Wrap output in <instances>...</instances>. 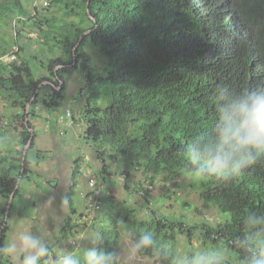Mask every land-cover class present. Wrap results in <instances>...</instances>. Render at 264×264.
<instances>
[{
  "label": "trees",
  "instance_id": "obj_1",
  "mask_svg": "<svg viewBox=\"0 0 264 264\" xmlns=\"http://www.w3.org/2000/svg\"><path fill=\"white\" fill-rule=\"evenodd\" d=\"M48 3L44 10L53 9L61 18L32 15L21 0H0V28L13 23L15 32L14 37H6L0 31V98L15 110L12 129L16 132V147L0 152V249L7 240V219L17 211L18 199L22 198L19 183L31 172L27 155H23L33 135L29 132L33 131L30 117L36 114L38 104L47 109L59 106L64 87L59 91L54 87L63 83L65 74L79 68L84 79L81 122L86 143L100 160L106 153L115 156L149 183L157 177L172 182L189 174L184 150L209 139L218 115L216 108L228 98L220 88L226 86L229 94L264 88V0ZM32 8L41 9L35 4ZM26 28L35 35L34 41H41L36 44V55L29 57L47 73L40 78L34 76L31 62L19 57L26 52L24 40L30 42L24 35ZM13 44L15 59L5 63L1 58ZM86 44L101 58L99 70L84 53ZM70 65V69L65 68ZM58 66L61 68L55 70ZM197 183L202 205L214 208L220 217L213 227L202 224L204 250L219 247L225 264H239V258L247 255L245 243L254 245L259 238H249L256 225L247 223L248 215L264 218V161L229 181ZM136 189L150 205L149 191ZM69 204L74 214V206ZM124 209L119 219L112 218L110 229L99 232L105 237L102 247L117 251L121 222L131 242L144 230L154 233L159 247L138 256L176 264L173 245L179 235L190 237L191 231L180 228L187 223L152 208L146 217L138 216V211L127 204ZM68 220L71 216L61 228L63 237L73 228ZM192 242L190 239V246ZM160 248L164 257L158 255ZM192 250L189 247L187 253H194ZM0 264H13L3 251Z\"/></svg>",
  "mask_w": 264,
  "mask_h": 264
},
{
  "label": "rangeland",
  "instance_id": "obj_2",
  "mask_svg": "<svg viewBox=\"0 0 264 264\" xmlns=\"http://www.w3.org/2000/svg\"><path fill=\"white\" fill-rule=\"evenodd\" d=\"M21 3L32 15L40 13L43 16L61 18V13L53 9L44 10L49 6L48 0H45L47 6L43 4L39 10L32 8L34 4L38 5L39 0H21ZM0 31L6 37H14L15 34L13 23L1 27ZM24 35L30 42L24 40L26 52H21L19 57L31 62L35 77L47 75L39 62H33V59L29 58L31 55H36L38 48L36 44L41 41H34L35 35L30 33V29L26 28ZM15 51L16 47L13 44L8 48V54L1 60L5 63L13 61L11 58ZM83 51L88 56L90 64L99 70L102 60L97 52L88 44L83 46ZM46 55L50 57L48 53ZM40 58L45 62L43 57ZM71 66L65 68L70 69ZM56 68L55 70H58L61 67ZM83 84L81 71L79 68L74 69L70 74H65L62 84L54 87L57 91L64 87L63 98L58 107L47 109L41 104L36 105L41 115V118L37 117L35 126V134L39 137L37 141H33V147L25 151L31 172L29 171L27 178L20 182L22 205L18 209L21 217L14 221L15 213H11L6 222L8 229H12L7 236L11 239L10 244L16 243L19 246L23 234L37 235L46 242L49 249L48 255L42 257V264H53L61 251L80 253L91 247L94 234L110 229L112 218L117 216L119 219L127 204L131 209L137 210V215L140 217H146L149 213L148 208H152L163 215H173L187 223L185 225L182 223L180 228L191 231L190 237L186 234L179 235L173 245L176 264L182 256L188 254L189 247L193 248L194 253L204 250L200 239V232L204 230L202 224L213 227L219 222L220 217L214 208L205 207L200 202L198 180L188 174L172 182L157 177L149 183L139 171H129L123 161L115 156L109 157L106 153L102 157L103 160H100L98 154L84 140L85 125L81 122V113L85 107V97L81 92ZM14 115L15 110L0 98V132L6 134L9 131L11 138H16V132L12 129ZM32 120L33 118L30 117L31 125ZM3 140L7 141L4 137ZM45 179L54 181L55 185L48 190L49 193H46L39 212L33 214L26 202L30 196L40 194V190L31 183H42ZM89 180L95 182L93 188L88 187ZM137 187L149 191L150 205L143 200L142 192H139ZM43 189L47 190V187ZM27 191L30 193L27 194ZM91 195L94 197L92 198ZM69 201L74 206V214L70 212ZM2 206L3 202L0 200V208ZM68 216H71V220H68L69 226L73 225V228L68 236L63 237L61 228ZM119 231L121 241L117 251L121 256V264H160L155 259L140 256L129 261L127 252L131 241L121 222H119ZM190 239L193 240L192 246L189 245ZM7 247L4 245L3 249ZM3 253L13 264H19L22 258L15 252L3 251Z\"/></svg>",
  "mask_w": 264,
  "mask_h": 264
},
{
  "label": "clouds",
  "instance_id": "obj_3",
  "mask_svg": "<svg viewBox=\"0 0 264 264\" xmlns=\"http://www.w3.org/2000/svg\"><path fill=\"white\" fill-rule=\"evenodd\" d=\"M220 91L228 98L216 108L218 115L209 139L194 142L184 150L185 169L197 180L229 181L264 161V88L229 94L224 86ZM262 220L264 218L248 215L247 223L256 225L249 238H259L254 245L240 241L245 243L247 255L239 258V264H264ZM104 241V235L97 232L91 247L80 253L61 251L53 264H121L120 253L104 249ZM158 247L154 233L144 230L131 242L128 259L132 261L141 253L153 252ZM0 251L17 253L22 257L19 264H41V258L49 253L46 242L31 233L21 235L19 246L13 243ZM158 255L165 256L163 248ZM224 255L219 247H210L182 256L178 264H225Z\"/></svg>",
  "mask_w": 264,
  "mask_h": 264
},
{
  "label": "crops",
  "instance_id": "obj_4",
  "mask_svg": "<svg viewBox=\"0 0 264 264\" xmlns=\"http://www.w3.org/2000/svg\"><path fill=\"white\" fill-rule=\"evenodd\" d=\"M35 112H36V114H34V117H32L33 118V120H32L33 124L31 125L32 126V130H33L32 131L33 132L32 139L34 138V142L37 141V138L39 137L38 134H35V130H36V127L35 126L37 125L36 120H37V117H38V119L41 118V115H39V112H38V107H35ZM0 136H2V138L0 139V152L3 151L2 148H4V150H5V149H12V148H15L16 147V138H11V135H10L9 131H7L6 134H3V133L0 132ZM3 137L6 138L7 141L3 140ZM46 182L48 184H45ZM31 184H33L35 186V188L36 187L39 188L40 194H38L37 196H34V197H31L30 196L29 197V200L26 203L31 207L32 213L33 214H36V213L39 212L40 205L44 201L45 196H46V193H49L48 190H50V188L54 187L55 182L54 181H51L50 179H45L42 183H31ZM33 185H31V186L34 187ZM19 187H20V183H19ZM44 187H47V190L43 189ZM42 190H43V192H42ZM29 193L30 192L27 191V194H29ZM20 200L21 199H18L19 206H21ZM13 213H15L14 216H13L14 221L20 219L21 212H19L18 209H17L16 212H13ZM11 232H12V229H8L7 236ZM10 243H11V239H10V237H7V240H6V242H5L4 245H6V247H7L8 245H10Z\"/></svg>",
  "mask_w": 264,
  "mask_h": 264
},
{
  "label": "water",
  "instance_id": "obj_5",
  "mask_svg": "<svg viewBox=\"0 0 264 264\" xmlns=\"http://www.w3.org/2000/svg\"><path fill=\"white\" fill-rule=\"evenodd\" d=\"M29 105H30V103H28V104L26 105V107H25V113H27L28 108H29ZM29 132H32V131L29 130ZM31 141H32V134L30 135V138H29V140H28V143H27V145L25 146V148H24V150H23V155L25 154L26 149L30 146ZM23 159H24V158H22L21 166L23 165ZM18 183H19V180H17V184H16V187H15L14 191L16 190V188H17V186H18ZM14 191H13L12 194L10 195L9 200H8V202H7L6 212H5V218H6L7 214H8V212H9V207H10V203H11L12 198H13Z\"/></svg>",
  "mask_w": 264,
  "mask_h": 264
},
{
  "label": "built area",
  "instance_id": "obj_6",
  "mask_svg": "<svg viewBox=\"0 0 264 264\" xmlns=\"http://www.w3.org/2000/svg\"><path fill=\"white\" fill-rule=\"evenodd\" d=\"M46 5V3H45V0H39V3H38V6L39 7H42V5ZM47 6V5H46ZM45 7V6H44ZM12 60H14L15 59V57L14 56H12V58H11ZM66 115L67 116H69V113L68 112H66ZM88 187H90V188H93L94 187V185H95V182L93 181V180H89L88 181ZM91 197L93 198L94 197V195H91Z\"/></svg>",
  "mask_w": 264,
  "mask_h": 264
}]
</instances>
